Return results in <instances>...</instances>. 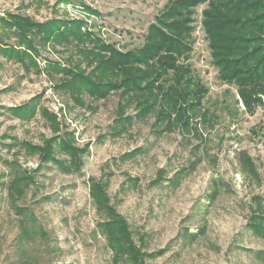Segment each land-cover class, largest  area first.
I'll return each mask as SVG.
<instances>
[{
	"label": "rangeland",
	"instance_id": "1",
	"mask_svg": "<svg viewBox=\"0 0 264 264\" xmlns=\"http://www.w3.org/2000/svg\"><path fill=\"white\" fill-rule=\"evenodd\" d=\"M175 2L0 0V46L22 44L15 28L3 24L2 19L19 16L37 23L61 22L51 29L54 37L50 41L41 42L36 36L39 65L43 69L47 60L64 66L80 62L89 71L97 61L88 67L86 57L99 54L102 43L123 54L144 49L150 44L146 37L151 26ZM209 2L194 7L189 34L167 31L169 36H181L190 47V58L185 53L177 64H183L182 68L190 64L193 71L189 75L207 89L192 115L191 124L199 128L198 134L173 127L158 134L154 122L162 105L145 115L137 108L138 101L147 99L148 104L153 100L152 105L159 101L158 96L150 97L149 91L142 94L122 85L104 99L84 95V103L78 104L52 87L48 73H39L35 66L26 71L21 63L0 52V264H27L31 254L37 264H137L128 254L113 260V250L98 226L108 217L97 211L89 195L90 176L107 180L110 203L128 225L133 246L143 254L140 264H264V237L253 232L249 220L258 209L255 196L262 198L264 209V105L249 111L239 87L222 79L220 69L214 66V51L203 25ZM68 24H77L94 41L71 38L56 42V34ZM259 36L263 41L250 49L258 44L264 47V27ZM155 44L154 54L147 52L150 57L143 56L137 66H124L118 81L128 78L125 69L131 74L139 67L146 74L156 70L162 75L155 84L168 85L178 69L166 68L171 55L176 56L182 48L177 51L175 45L171 49L166 45L159 50V41ZM165 61L166 68L161 66ZM145 81L140 86H145ZM192 88L198 89L194 82ZM38 94L42 96L31 120H21L10 110ZM40 107L57 113L66 127L75 131L76 145L85 148L80 170L64 172L53 161L41 165L38 154L22 146L23 140L40 144L43 135L52 134ZM126 117H132L131 122L121 121ZM167 125L163 121L160 127ZM116 131L120 134L115 136ZM55 148L58 158L69 159L58 151V145ZM241 152L252 158L258 177L241 165ZM25 169L37 184L31 183L18 203L33 211L40 224L37 227L47 236L22 246L18 243L19 219L24 215L16 214L10 206L7 192L15 174ZM28 223L34 230L33 221ZM23 247L28 251L23 252Z\"/></svg>",
	"mask_w": 264,
	"mask_h": 264
},
{
	"label": "trees",
	"instance_id": "2",
	"mask_svg": "<svg viewBox=\"0 0 264 264\" xmlns=\"http://www.w3.org/2000/svg\"><path fill=\"white\" fill-rule=\"evenodd\" d=\"M203 1L176 0L174 5L157 17V23L151 26L150 33L146 37V43L149 42L150 44L144 49L138 50L137 53L123 54L109 44L102 43L100 45L101 53L99 50V54L94 53V56L86 57L89 59L88 67L97 61L89 71L83 68L80 62L72 66H64L59 61L47 60L46 63L48 65L43 69L39 65L37 60L39 49L34 44L36 36H40L41 42L50 41L54 37V31L51 29L57 25H62L61 22L51 25L48 24L49 22L37 23L19 16H14L12 20L2 19L3 24L15 28L13 31L16 35H19L22 44H2L0 52L9 59H14L21 63L26 71L30 70V66H35L36 71L39 73H48L52 87L66 92L78 104L84 103V95H89L98 100L104 99L112 90L118 89L122 85L125 87L127 85L128 90H139L142 94L149 91L150 97L155 98L158 96L159 101L153 105L151 104L154 102L153 100L149 101L148 104H146L147 99L143 102L138 101L137 108L140 107V114L145 115L157 104L162 105L158 109V118L154 122L155 131L158 134L163 132V130L170 131L172 127L180 128L183 132L192 131L194 134H198L199 128L197 126L193 127L191 124L192 115L198 109L200 103H202L201 100L207 89L203 86L201 87L199 81L197 82L194 77L189 75L193 71L190 64L184 68H182L183 64H177L179 56L185 53L187 59L190 58V52H188L190 51V47L188 44L182 42L180 35V37L169 36L167 31L178 32L183 30L181 35L185 32L189 34L193 22L192 14L194 7ZM209 5L211 8L203 12V25L209 39L208 45L214 51L215 61H213V64L220 69V77L222 79L229 83L234 82L239 87V92L247 108L253 112L258 106L264 105V99L262 98L264 97V47L262 44H258L250 49V46L254 43L263 41L259 34L262 33L264 27V10L258 13L257 11L264 9V1L210 0ZM14 18L16 21L13 20ZM68 25L69 27L66 30L56 34L58 37L55 40L56 42H69L71 38L81 42L91 39L90 36L81 31L77 24ZM90 41L94 40L91 39ZM158 41L159 50H162L163 46L165 47L166 45H170V49L173 47L172 45H175L177 51L179 47L182 48V50L177 52L176 56L171 55L170 66L166 68V61L161 63V66L165 67L168 71L173 68L178 69V74L173 76L172 81L168 85H156L155 82L161 78L162 74L156 70L146 74V72H140L139 67L133 70L131 74L125 69V74H128V78L125 82L118 81V74L122 72L123 67H126L128 64L137 66L142 61L143 56L146 58L150 57L146 53L154 54L156 49L153 47H155V43ZM93 47L97 48L96 45ZM91 51L94 52V50ZM105 51L109 53L106 54ZM97 56H101L102 58L98 57V60ZM231 56L233 57L232 59H230ZM236 56L237 58L234 59ZM68 61L71 62L72 58H68ZM57 73H60V76ZM163 74H165V71H163ZM55 75L58 77L56 78ZM144 80H146L145 86H140V83ZM128 82L132 85L129 86ZM193 82L196 88H198L197 90L192 88ZM154 87L156 88L154 89ZM41 96L42 94H38L23 104L11 107L10 110L19 119L29 121L37 113ZM137 96L139 95L137 94ZM179 101L182 103L181 107L178 105ZM164 106L165 108H163ZM39 110L47 121L52 134L50 136L43 135V140L40 144L23 140L21 141L22 146L29 153H37L41 165L53 161L64 172L70 173L73 170H80L84 163L82 155L85 152V148L76 145L75 131L68 129L63 119L59 118L57 113L50 111L47 107H40ZM119 114L123 115L122 111ZM131 118L126 117L121 121L131 122ZM203 120L206 121L208 119L206 117ZM163 121H167L169 125L160 127ZM117 134H120V131H116L115 136ZM56 145H58V151L66 154L69 159L57 157ZM239 159L244 168L247 167L254 176L258 177L255 163L246 152H241ZM106 181L95 176H90L89 178V195L95 203L97 211L101 213L105 212L106 217H108L107 220L100 222L98 226L106 236L109 244L108 247L113 250V260L115 262L122 260L128 254L132 261L140 264L143 254H141L136 246H133L128 225L124 218L119 216L111 205L106 193ZM31 183L37 184L35 183L34 175L25 169L23 172L15 174L7 192L10 206L15 209L16 214L24 215L23 218L19 219L20 232L18 243L22 244V246L29 241H35L38 236H47L41 227H37L40 224L33 211L28 206L18 203V201L22 200L21 198L25 195ZM215 193L216 191L214 195ZM255 200L257 201L258 209L256 210L257 212L252 211L251 213L249 218L250 227L255 234L264 237L262 198L257 195L255 196ZM26 214L30 216L25 217ZM29 221H33L34 230L30 227ZM125 247L128 248L126 249ZM22 250L23 252L28 251L24 247ZM30 256L31 258L28 259L27 264H37L38 259L34 258L35 254H31Z\"/></svg>",
	"mask_w": 264,
	"mask_h": 264
}]
</instances>
